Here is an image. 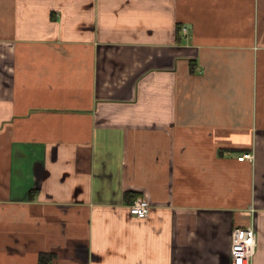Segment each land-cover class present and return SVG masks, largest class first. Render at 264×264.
Listing matches in <instances>:
<instances>
[{
    "label": "crops",
    "instance_id": "1",
    "mask_svg": "<svg viewBox=\"0 0 264 264\" xmlns=\"http://www.w3.org/2000/svg\"><path fill=\"white\" fill-rule=\"evenodd\" d=\"M246 226L264 264V0H0V264H231Z\"/></svg>",
    "mask_w": 264,
    "mask_h": 264
},
{
    "label": "built area",
    "instance_id": "2",
    "mask_svg": "<svg viewBox=\"0 0 264 264\" xmlns=\"http://www.w3.org/2000/svg\"><path fill=\"white\" fill-rule=\"evenodd\" d=\"M250 154L241 155L239 161L251 159ZM129 212L137 218L148 217L150 206L143 199L137 198L129 205ZM256 246V231L253 226L235 227L231 233V264H251Z\"/></svg>",
    "mask_w": 264,
    "mask_h": 264
}]
</instances>
